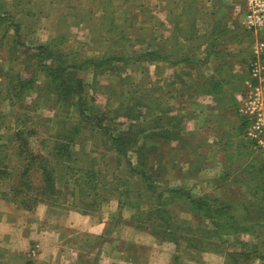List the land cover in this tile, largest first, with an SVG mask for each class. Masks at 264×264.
Returning <instances> with one entry per match:
<instances>
[{
    "label": "rangeland",
    "instance_id": "obj_1",
    "mask_svg": "<svg viewBox=\"0 0 264 264\" xmlns=\"http://www.w3.org/2000/svg\"><path fill=\"white\" fill-rule=\"evenodd\" d=\"M198 6L206 7L208 25H214L212 13L218 12L235 30L226 45H219L220 59L212 57V47L201 55L195 43L183 44L188 36L193 38L189 33ZM248 8V0H0V171L12 174L0 179V200L26 213L2 194L9 182L20 180L24 166L17 154L18 131H27L35 154L49 158L56 149L54 134L66 121L75 123L91 113L105 131L92 134V141L82 137L68 149L77 162L72 168L58 164L62 194L57 201L27 210L29 223L41 212L37 227L58 228L57 252L48 245L45 253L39 247L27 253L20 235L13 236L21 240L18 245L1 237L0 264H101L104 244L111 243L110 229L113 239L126 229L119 226L121 221L137 231L138 242L117 243L127 264H149L153 248L141 235L144 232L158 244L177 248L172 264L202 262L205 254L207 260L221 257L219 264H264V130L251 135L253 121L240 110L254 82L252 64L264 57L256 46L264 41V29L250 30L251 35L245 31ZM172 26L184 29L182 38L176 29L175 34L170 31ZM241 34L246 38L238 43L233 37ZM154 48L164 57L152 59L149 50ZM92 58L100 66L85 67ZM46 66L64 67L83 88L70 94V106L64 99L56 100L59 89L66 96L69 91L60 82L51 92L41 89V96L31 83L19 86L29 80L44 86L50 72ZM221 66L222 71H216ZM223 77L229 82H220ZM214 102L218 109L212 108ZM150 126L157 127L158 134L146 138ZM125 130L122 139L127 144L121 151L115 140ZM142 145L146 148L140 149ZM88 169L94 174H80ZM143 169L155 180V192L138 172ZM197 174L199 183L184 179ZM94 184L99 187L85 192ZM177 188L180 192L168 203L171 225L152 229L147 220L155 219L161 192L163 199L170 194L162 190ZM225 189L253 202L249 212L235 202L238 212H232L233 219L217 220L227 225L226 230L205 213L198 215L188 197ZM225 196L230 200L232 195ZM110 204H118L119 214L114 226L111 222L99 235L55 223L59 217L64 222L69 213L99 220ZM195 237L202 243L191 246Z\"/></svg>",
    "mask_w": 264,
    "mask_h": 264
},
{
    "label": "trees",
    "instance_id": "obj_2",
    "mask_svg": "<svg viewBox=\"0 0 264 264\" xmlns=\"http://www.w3.org/2000/svg\"><path fill=\"white\" fill-rule=\"evenodd\" d=\"M203 10L204 9H202V11ZM212 14L210 15H212V17L215 18V22L214 25L212 24L211 31L206 33V41L208 46L212 47L214 50V56L212 57L214 59H220V55L218 54L222 53L223 48H219V45H224V44L226 45V43L229 40V37L232 35L230 31H235V30L229 27L227 23H225V16H218V12H213ZM245 31L248 34L249 33L252 34V31L250 30L246 29ZM238 36L233 37L234 40L237 41L238 43H241L246 38L244 34ZM154 49L149 50L152 59H157V58L159 59L164 57V54L158 52L159 51L158 48H154ZM87 63H84L85 67H88V65L90 64L94 66H100L101 64L95 58H92V60H88ZM222 67L223 66L218 67L216 71L218 72L222 71L223 69ZM47 68L50 72H47L48 80L44 86L35 85V82H32L33 80L26 81V85L21 84L19 86L27 87L28 86L27 83L29 84L31 83L30 88L34 87L35 89H37L39 92V96H41V89L43 90L44 88H46L47 92H51L53 91L51 89L52 86L56 84L55 87H57L58 82H60L61 84H64L63 86L68 88L69 91H67V96H66L65 94L66 92L63 93L64 90L59 89L57 91L58 97H56L57 98L56 100L63 101L64 99L66 101V104L69 105L68 97H70V94L73 92H77V93L82 92L83 88L82 87L80 88L76 85V84L78 85L80 84L77 82L75 78L68 77L69 73L66 72V69L64 67H62L61 69V68H53L52 66H48ZM73 75H75V73H73ZM228 79L229 78L223 77L221 79L222 81L220 82H229ZM72 97L73 96H71V98ZM101 126L102 125H100L98 122H95L93 120V116L91 115V113L82 114V116L80 117V121H77L75 123L74 122L69 123V121H66L65 126L62 129L60 128L54 134V138L56 139V141L54 142L56 149L54 150L53 156L55 159L49 158L42 154L40 155L35 154L30 149L27 136H25L27 131L26 130L18 131L17 135H21V136L20 138L19 136L17 137V139L15 138L17 140L16 141L17 154L18 156H21L24 166L20 173V180L18 182H9L10 184L9 190L8 191L3 190L2 192L3 196L5 198H9L10 200L14 201L16 204H18L19 206H21L26 210L35 209L39 203H47V204L55 203L57 201V197L62 194V190L58 187V181H57L58 179L57 173L59 168L58 164L64 163V167L72 168L73 165H75L74 163L77 162L76 155H72V151L71 154L67 153L68 149L72 147L73 143L81 141L82 137H85L84 139H86L87 137L88 140L91 139L92 141L93 140L92 134H98L97 132L101 130L100 128ZM148 128H147L148 130L142 129V130H147L146 132H148L146 138H152L153 137L152 133L158 134V132L155 131L157 127L150 126ZM25 131L26 133H24ZM100 132L103 135L105 134V131H100ZM127 133L128 130L126 132L119 133V136H117V139L115 140L117 142L116 144L117 149L120 148L121 151L127 144L126 142L123 141L122 138H126V137L122 134H127ZM149 133L151 135H149ZM135 135H139V134H135ZM101 137L103 138V136ZM144 146L142 145L140 149H145L146 147ZM64 157L67 158L62 160V158ZM34 169L36 171V174H32V171ZM143 170H139L138 172L141 173L140 175L147 182V188H150L152 192H155V190L157 189V186H155L156 185L155 180L149 174H146L147 172L145 170L144 171ZM5 173L6 174H2V171H0V179L3 180V179L11 178L12 176L11 172L5 170ZM80 174H94V173H90V170L88 169L85 171V173L81 172ZM228 177L229 174H226L225 178ZM75 182L78 184V180H75ZM98 187L99 186H97V184H94V186H91L90 188L87 187L85 189V192L88 190L90 191L96 190ZM162 191L164 192L168 191L170 192V194L168 198L163 199L161 198L162 197V192H161L160 199L157 203V208H155V212L153 213L155 215V219L147 220V223L153 226L152 229H156V227H159L162 230H166L169 228V226L171 225V218L168 217L169 216L168 213H170V210L168 208V203L175 193L180 192L179 188L175 190L171 189V190H162ZM129 193L130 192L126 191L124 194H129ZM235 193L233 190L228 192V190L225 189L219 194L204 193V195L200 197H195V198H193L192 196H188V197H191L190 204L198 215L201 214L200 212H202L203 214L205 213L208 217L212 218L214 225L220 228L222 227V224L217 222L218 219L219 221L221 219L229 221V219H233L232 212H236V211L238 212V207L235 206L236 204L235 202H237L238 205L244 207L245 211L247 212H249V208H250L249 205L252 206L253 203L252 201L248 202L247 199L241 200L239 198H235L236 197ZM159 194L160 193L156 194L157 198L159 197ZM227 194L232 195L230 200L227 196H225ZM223 228L226 230L227 225L223 224V227L221 229ZM221 229H219L218 231H220ZM157 232L158 231H156L155 233ZM185 242L189 244V241L187 239L185 240ZM197 243L198 244L202 243V240L195 237L194 242H192L190 245L195 246Z\"/></svg>",
    "mask_w": 264,
    "mask_h": 264
},
{
    "label": "crops",
    "instance_id": "obj_3",
    "mask_svg": "<svg viewBox=\"0 0 264 264\" xmlns=\"http://www.w3.org/2000/svg\"><path fill=\"white\" fill-rule=\"evenodd\" d=\"M215 8H217L215 6ZM206 9V7L202 8ZM204 10H201V7L198 6V11L195 12L194 17L196 18V21L191 24L190 27V35L193 36V38L188 36L187 40H183L184 45H189L190 43H195V50H200L201 55L205 53L207 50V41L204 40L206 38V33L211 31L212 28V23L208 25L206 23V19H209L208 14L204 13ZM210 15V14H209ZM211 16V15H210ZM177 28V27H176ZM174 26H172L173 34H175V29ZM177 30V29H176ZM181 33H184V29L181 28L180 31L177 30V34L182 38ZM204 40L202 44H200V41ZM183 45V46H184ZM193 45V46H194ZM174 46V45H173ZM177 46H182L176 44L175 47L179 48ZM185 46V47H187ZM171 47V46H170ZM169 47V48H170ZM168 49V47H167ZM173 58V57H172ZM204 58V57H203ZM182 63V62H181ZM180 63V64H181ZM213 109H218L219 107L217 106V102H214L212 105ZM199 174L195 176H190V177H185L184 179L187 181H193L197 180V183L201 182ZM13 204V203H12ZM42 206V207H41ZM40 209L42 210H47V208L44 207V205H41ZM15 207V208H14ZM14 207L11 206L9 203H7L4 199L0 200V238L5 237V239H12L15 241V243L18 245L20 243V239L13 238L15 235H20V238L22 239V242H24L22 245L26 244V252L29 253V250L31 251L32 248H41L43 249L44 253L45 250H47L48 245L54 246V252H57V244L59 243V238L55 237L57 234L58 228L56 229L55 227H48L47 230H43L40 227H37L36 225L41 224L42 222V214L41 212L39 215H37V218L32 219L31 223L27 220L29 217V211L26 210V213L23 209H20L17 205L14 204ZM118 204L117 206H114L113 204H110V207L104 209L102 212L101 219H97L95 217H90V216H84L83 214H67L66 218L64 219V222L61 217L55 220V223H60L64 225H70L72 227H75L76 229L84 232H88L91 234H96L99 235L104 230L106 229L107 226L113 224V219L115 215H118L119 213L116 214L118 211ZM46 215V213H45ZM26 216V218H25ZM44 216V215H43ZM121 224L119 226H125L126 229H123L120 231V234H115L113 235L114 239L112 238V233L110 229V239L109 241L111 243H106L104 244L103 248V255L101 259V264H127V262L124 260L123 253L120 250L119 245H117L118 242H121V240H128L132 241L133 243L138 242L137 240V231L134 230L129 224L124 223L121 221ZM36 226V227H35ZM114 226V224H113ZM130 226V227H129ZM114 230H116L115 227H113ZM54 235V236H53ZM141 235L146 236V243L148 245L152 246V255L150 258L149 264H172V258L174 254L177 252V248L172 245V244H165L161 243L158 244L159 242L156 241L155 237L150 234H145V232ZM3 240V239H1ZM34 242V243H33ZM114 245H113V244ZM115 245L118 248V251L115 249ZM120 250V251H119ZM178 253V252H177ZM208 254L204 255V259L202 262L198 260H191L188 263L183 262L181 264H219L220 263V258L218 256H212L207 260ZM47 257V256H46ZM130 264H139V263H131Z\"/></svg>",
    "mask_w": 264,
    "mask_h": 264
},
{
    "label": "built area",
    "instance_id": "obj_4",
    "mask_svg": "<svg viewBox=\"0 0 264 264\" xmlns=\"http://www.w3.org/2000/svg\"><path fill=\"white\" fill-rule=\"evenodd\" d=\"M249 8L244 15V24L255 33L264 29V0H248ZM257 48L264 54V41L258 40ZM252 80L250 91L241 104V113L253 122L249 126V133L256 136L264 130V57L252 64Z\"/></svg>",
    "mask_w": 264,
    "mask_h": 264
}]
</instances>
